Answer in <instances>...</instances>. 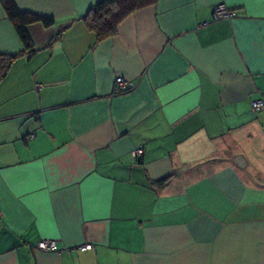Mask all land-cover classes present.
Masks as SVG:
<instances>
[{"label": "crops", "instance_id": "crops-1", "mask_svg": "<svg viewBox=\"0 0 264 264\" xmlns=\"http://www.w3.org/2000/svg\"><path fill=\"white\" fill-rule=\"evenodd\" d=\"M96 1L15 0L54 17L23 51L0 0V264H264V0H158L101 40Z\"/></svg>", "mask_w": 264, "mask_h": 264}, {"label": "trees", "instance_id": "trees-1", "mask_svg": "<svg viewBox=\"0 0 264 264\" xmlns=\"http://www.w3.org/2000/svg\"><path fill=\"white\" fill-rule=\"evenodd\" d=\"M158 0H97L83 15L87 26L92 29L98 40L111 36L117 30L119 22L132 11L143 6L156 3ZM6 15L14 25L16 32L20 36L24 50H31L33 42L27 30V25L32 22H41L44 25H51L54 22L52 15L41 14L35 11L21 9L15 0H1ZM21 51L14 54H5L6 69L10 61ZM2 55V53H0ZM4 56V55H2ZM167 178L160 180L164 183Z\"/></svg>", "mask_w": 264, "mask_h": 264}, {"label": "built area", "instance_id": "built-area-1", "mask_svg": "<svg viewBox=\"0 0 264 264\" xmlns=\"http://www.w3.org/2000/svg\"><path fill=\"white\" fill-rule=\"evenodd\" d=\"M237 13L235 8L229 7L225 2L216 3L213 7V16L214 18H230ZM114 87L117 92H124L130 88V81L124 78L121 75H117L114 79ZM264 106V98H258L252 101L253 109H260ZM33 132L31 133V135ZM144 152L143 146H138L134 149L133 153L135 157H138ZM36 248L42 249L45 251L57 250V251H67L70 252L74 248L86 249L90 247L89 243H82L77 245L76 247L70 246L65 248H60L57 244L55 238L51 237H43L36 241Z\"/></svg>", "mask_w": 264, "mask_h": 264}, {"label": "rangeland", "instance_id": "rangeland-1", "mask_svg": "<svg viewBox=\"0 0 264 264\" xmlns=\"http://www.w3.org/2000/svg\"><path fill=\"white\" fill-rule=\"evenodd\" d=\"M254 239H259L258 237H253ZM245 245H244V243H242L241 242V240H237L235 243H234V245H233V248H234V253H233V255H234V257H233V259L234 260H232L233 261V264H240V263H237L238 262V258H240V257H242L243 258V260L246 262L247 261V258L250 256V255H245V253H242L241 251H242V249L243 248H245L244 247ZM256 247H257V250L256 251H258L257 252V254H259V255H261V253H263L264 254V244H261V243H258L257 245H256ZM247 250H248V248H247ZM235 260H236V262H235ZM241 264H246V263H241ZM248 264V263H247ZM254 264V263H253Z\"/></svg>", "mask_w": 264, "mask_h": 264}, {"label": "water", "instance_id": "water-1", "mask_svg": "<svg viewBox=\"0 0 264 264\" xmlns=\"http://www.w3.org/2000/svg\"><path fill=\"white\" fill-rule=\"evenodd\" d=\"M235 161H236V163H237L238 165H240V166L244 165V164L240 161V155H236V156H235Z\"/></svg>", "mask_w": 264, "mask_h": 264}]
</instances>
